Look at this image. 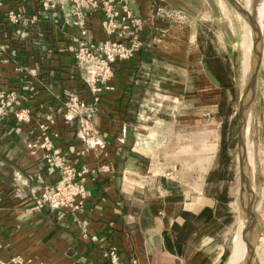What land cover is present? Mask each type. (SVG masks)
<instances>
[{"label": "crops", "instance_id": "obj_1", "mask_svg": "<svg viewBox=\"0 0 264 264\" xmlns=\"http://www.w3.org/2000/svg\"><path fill=\"white\" fill-rule=\"evenodd\" d=\"M4 1H22L29 11L38 8L37 0ZM129 1L133 13L146 23L144 42L147 30L158 41L153 35L158 26L154 4L165 5L166 0ZM100 22L98 13L86 22L96 41L105 39ZM45 27L43 49L52 45L55 52L51 67L48 63L40 69H50L52 76H45L44 85L36 82L35 93H28L29 77L17 76L11 65L0 63L3 84L30 94L26 105L33 116L20 126L12 119L0 121V264H109L103 255L110 248H116L121 264H225L231 254L227 257L226 251L233 215L228 201L230 166L221 155L219 129L234 113L228 112L222 97L230 91V67L215 51L213 32H208L205 44L200 40L188 48L187 33L173 28L158 49L143 45L131 59L118 63L114 89L102 94L87 143L76 135L77 120L66 124L56 116L55 151L76 169H88L82 208L58 211L34 209L41 190L55 185L58 173H49L41 151L27 144L37 141L42 112L61 108L69 93L84 102L89 95L73 72L70 47L78 30L68 24L63 32ZM160 49L169 60L160 58ZM40 53L32 47L27 58L39 59ZM171 77L176 87L171 88ZM188 102L194 104L188 122L187 115L160 118L168 114L166 109L181 111ZM155 107L163 109L157 119L152 115ZM203 115L209 117L207 123ZM154 123L161 127L154 130ZM106 165L110 171L101 169ZM161 171L170 176L158 175Z\"/></svg>", "mask_w": 264, "mask_h": 264}, {"label": "built area", "instance_id": "obj_2", "mask_svg": "<svg viewBox=\"0 0 264 264\" xmlns=\"http://www.w3.org/2000/svg\"><path fill=\"white\" fill-rule=\"evenodd\" d=\"M37 6L35 11H29L22 1L6 5L4 0H0V63L11 65L17 76L29 77L28 93H35L36 82L44 85L48 80L45 76H52L50 69H40L48 63L51 67L55 52L52 45L43 49L42 38L47 33L45 24L62 32L66 24L78 30V35L72 39L70 52L73 72H78L89 95L88 101L84 102L78 94L65 95L61 108L42 112L36 118L37 141L27 144L28 148L41 151L49 173H58L56 184L41 190L34 209L48 207L58 211H77L87 196L83 177L88 169H76L64 154L55 151L54 140L58 133L53 126L56 116L60 115L66 124L77 120L78 138L86 143L92 139V115L99 111L102 94L114 89L111 82L116 65L131 59L141 50L146 23L133 13L129 0H37ZM97 13L101 15L100 29L105 37L101 41L90 38L86 26L87 18ZM32 47L41 51L39 59L27 58ZM2 76L0 70V121L12 119L18 126L29 124L33 117L30 106L26 105L30 94L7 87ZM101 169L110 171V166H102ZM103 256L109 264H121L116 248L108 249ZM16 262L22 263L20 258H16Z\"/></svg>", "mask_w": 264, "mask_h": 264}, {"label": "rangeland", "instance_id": "obj_3", "mask_svg": "<svg viewBox=\"0 0 264 264\" xmlns=\"http://www.w3.org/2000/svg\"><path fill=\"white\" fill-rule=\"evenodd\" d=\"M237 1L241 5H244V0ZM252 6H254L253 0ZM262 6H264V0L259 1V4L256 8L257 15V12L262 11ZM154 15L158 20V26L154 28L153 35L158 38V41H154V36H150L149 31L147 30L146 37L148 39H146L145 42L143 40V45L145 48L153 50L154 48L158 47L157 44H162L160 41H167L173 28H177L179 33H184V31L185 34L187 33L186 36L188 41L185 46L188 48H193L197 44L199 45L200 40L203 42V44H205L206 36L209 38L211 37L208 35V32L210 34L211 31L214 34L211 39L213 40L215 51L219 55L226 57L228 61L232 78V90L229 92L224 91L222 97H224L226 100L228 112L234 114L232 115L231 119L222 123L219 129L221 131V141L219 148L220 151L221 146L224 148V150L221 151V155L223 156V159L226 157V160L230 166L228 201L230 203V210L233 215V222L228 236L226 252L228 253L227 257L231 253L230 256L235 254L236 258L237 253H234L236 249H233V245L236 244L235 240H237L236 234L238 223L241 217L244 215V212L241 208L238 188L239 175L237 167L238 149L236 107L239 95L236 80L240 74L239 48L242 37L247 32V29L245 28L246 25L241 16L235 11L228 0H166L165 5H162L159 1H157L154 4ZM261 19L258 21V23L260 24L263 33L262 62L257 77L251 110L249 111L250 122H248L249 136L252 143L253 154L252 187L254 188L253 199L254 213L256 218L255 251L251 264H264V18L262 20ZM195 32L201 34V39L198 38L197 35L196 38H194ZM160 52L162 54V56L160 55L161 59L164 58V60H169L164 57L163 54L165 53H163L161 49ZM171 79V88L176 87V84L173 83V81L176 79L172 77ZM187 93V95H189L192 93V91H187ZM192 105L194 104L188 102L185 104V107H182L181 111H179V109L174 110L172 106L164 111L168 114H159L160 118L162 117L161 115H164L163 117H166L167 119L170 117L172 120H178L179 117L184 115H187L188 117L190 116L189 112L194 111V107ZM162 110V108L159 110V107H155L152 109V115H154V117L157 119L156 115ZM183 111H187V114H184ZM206 112L208 113V111L203 110L204 114H206ZM208 118L209 117L207 115L202 116L203 121L206 123ZM188 121L189 117L187 119V122ZM204 122L203 126H208V124ZM154 125H156L154 130L161 127L160 123H154ZM223 142L224 144H222ZM170 143L171 145L173 144L172 139ZM168 172L169 171H161L157 174L170 176Z\"/></svg>", "mask_w": 264, "mask_h": 264}, {"label": "water", "instance_id": "obj_4", "mask_svg": "<svg viewBox=\"0 0 264 264\" xmlns=\"http://www.w3.org/2000/svg\"><path fill=\"white\" fill-rule=\"evenodd\" d=\"M228 2L235 6L228 0ZM246 18V12L244 15ZM262 42L263 33L261 27L256 26V34L251 42V70L252 77L250 85L245 89L243 94L238 98L236 115H237V167H238V188L241 208L246 212L247 223L243 229L244 241L247 244L248 255L243 264H251L253 261L254 251H255V235H256V218L254 213V199H253V189L251 181L248 179V160L246 155V139L249 131V124L246 123V115L251 110L254 92L257 83V77L259 69L262 62Z\"/></svg>", "mask_w": 264, "mask_h": 264}, {"label": "bare ground", "instance_id": "obj_5", "mask_svg": "<svg viewBox=\"0 0 264 264\" xmlns=\"http://www.w3.org/2000/svg\"><path fill=\"white\" fill-rule=\"evenodd\" d=\"M259 1L260 0H253L254 6H252V0H244V5H241L237 0H231V2L236 8L235 11L241 16V18L243 19L246 25L245 28L247 29V32L242 37L239 48L240 74L236 80L238 95H239L238 98L243 94L245 89L248 88L252 77L251 60H250L251 42L256 34V26L258 27L259 24L258 21L261 19V17L262 19L264 18V6H262V11L257 12L258 15L256 14V8L259 4ZM245 12H246V18L242 16V14L244 15ZM248 122H250L249 112L246 115V123L248 124ZM246 155L248 160V172H249L248 179L251 181V185H252L253 154H252V143L250 140L249 131L246 139ZM252 189L254 190L253 187ZM243 212L244 215L241 217L237 227V234H236L237 240H235L237 246L236 244H234L236 247L233 245V249L234 248L236 249L234 253H237L236 258H235V254L234 255L232 254L228 258L225 264H243L247 258L248 249H247V244L244 241V237H243V229L247 223V218H246V212L245 211Z\"/></svg>", "mask_w": 264, "mask_h": 264}, {"label": "trees", "instance_id": "obj_6", "mask_svg": "<svg viewBox=\"0 0 264 264\" xmlns=\"http://www.w3.org/2000/svg\"><path fill=\"white\" fill-rule=\"evenodd\" d=\"M227 87H228L229 90H232V85H231V83H230ZM222 144H224V142H223ZM223 150H224V148L221 146V151H223Z\"/></svg>", "mask_w": 264, "mask_h": 264}]
</instances>
